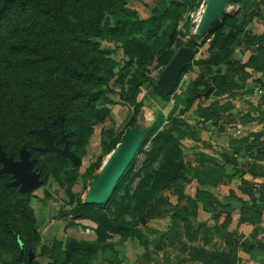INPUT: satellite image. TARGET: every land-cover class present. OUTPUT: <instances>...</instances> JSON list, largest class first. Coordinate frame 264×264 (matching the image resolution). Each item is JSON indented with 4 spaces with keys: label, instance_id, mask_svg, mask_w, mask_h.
I'll list each match as a JSON object with an SVG mask.
<instances>
[{
    "label": "rangeland",
    "instance_id": "374dc122",
    "mask_svg": "<svg viewBox=\"0 0 264 264\" xmlns=\"http://www.w3.org/2000/svg\"><path fill=\"white\" fill-rule=\"evenodd\" d=\"M204 1L78 0L76 2L75 0L71 2L68 16L73 27L82 23L88 30L95 27L104 29L103 38L99 39L100 53L95 57H102L103 61H108L109 66L106 71L101 72L105 80L102 79L89 86L90 91L102 90L104 93L90 107L91 109L87 108L82 111L79 117L69 125L72 130L70 138L74 142L71 146L80 154V163L72 166L69 161H64L55 155L38 154L37 162L42 169L41 185L29 192L19 193L14 198L11 196L12 193L5 194L10 199L5 196L6 199L3 200L0 197L2 199L0 205V264H62L61 259L67 238L90 242L95 240V234L92 231L94 224L87 219L75 218L70 211L78 201L81 202L93 175L112 149H109V146L119 140L128 127L127 121L134 106L138 108L134 125L137 128L147 127L156 120L158 130L170 131L172 141L176 143L178 150L177 157L176 151L174 152L172 148V141L166 143L158 158L150 165V171L160 168L170 169L176 159L182 161L183 158L199 157L198 160L205 161L206 159L201 157L206 153L198 151V146L184 145L181 132L192 140L193 136H197L199 137L197 140L206 143L203 137L207 135L209 128L217 126V128L224 129L229 123V103L231 109L238 113H242L244 107L248 110L254 109L255 105L247 102L245 98L249 93L248 89L252 88L246 87L244 90L234 91L231 86L233 83H241L249 78L246 70L232 69L224 62L216 65L194 64L195 60L204 59L211 54L222 61L227 59L239 62L241 60L239 52H241L242 40L240 38L244 34L245 17L250 14L252 2L250 0H241L239 3L228 2L224 8L226 14L223 18L227 15L235 16L237 27L234 29L228 26L222 32L226 35L220 37L209 36L208 32L207 37L200 42L199 38L192 37L194 36L192 30L201 13ZM116 5L134 11L139 18H145L151 11H158L163 7L168 10L167 19L158 27V34L154 37L156 39L152 48L155 53L149 62H142L134 55L130 57L123 52L117 40L118 31L114 27L111 14L112 10L119 12ZM223 18L218 20L219 23L223 21ZM133 35L144 37L141 33ZM159 39L166 42V45H159L157 43ZM235 41L236 43L240 41V43L236 45ZM183 45L191 46L193 58L187 70L179 76L173 91L170 94L160 95L153 88L156 76L165 64L168 55L173 54L177 47ZM67 51L70 52V50ZM3 56L5 55L0 54V76H2L0 90L9 93L24 91L25 83L19 78L20 73H31L36 77L46 79L48 74L53 76V69L50 68L47 71L46 67H52V65L57 67L58 64L53 60L46 62L40 55L34 54H22L17 59L8 61ZM145 76L147 79L138 86L137 91L128 100H124L122 97L127 93L129 84L136 78ZM208 86L212 88L210 93L194 98L195 92H202ZM27 91L30 92L27 97L33 100L32 104L37 99H41L36 91ZM229 95L232 96V101H229ZM218 97H221L219 98L221 111L213 110L212 113H207V110L203 111L204 107L201 104L205 106L209 101L218 99ZM52 105L56 103L41 100L40 105L33 107V110L28 113V118L32 123H36L38 118L49 116ZM242 118L241 115L238 119L242 120ZM8 124L3 134L7 149H14L15 145L21 141L36 142L35 138L26 135L18 127L8 126ZM148 147L149 142L144 145L143 150ZM143 150L136 153L132 170L117 191L115 202L110 203L106 208L111 218L133 223L139 230L140 227L145 226L146 222H149L148 220L155 219L148 218L146 221L138 222L140 210L148 206L149 199L161 197L176 206H179V202L182 201L177 198L178 189H175L178 180L174 181V187L167 186L163 180L156 181L152 185V180H149L142 189L147 192L148 196L144 206H139V202H136L134 198L128 201L125 194L129 196L134 192L143 174ZM95 163L99 164L98 167L90 170ZM186 163L191 165L190 162ZM136 172L139 173L138 177L134 176ZM193 174V167L187 166L184 172L185 177L189 178ZM172 176H166L165 179H170ZM5 179L6 177H2L0 183ZM165 207L166 205H160L159 210ZM167 212L165 216L159 218L168 217L169 214L174 213L173 209H168ZM219 216L216 221L220 220ZM194 220L195 218L189 219V216L187 219L179 217L175 220V224H170L172 230L166 235L167 237L156 238L159 245L165 242L169 246L165 250L161 264H226L223 260L231 254V251H226L227 247L221 245L222 239L225 238L224 230H222L224 227H216L212 222L208 224L209 220H207L204 223L209 226H206V230H202L196 237L192 234ZM74 222L77 224L73 225ZM8 229L14 236L8 232ZM113 237L118 239L116 242H121V249H118L119 243L114 244L115 257L122 261L125 256L130 258V249L122 244L129 237L113 235L106 241L110 247L96 251L94 257L89 259V264H103L105 262L103 257L113 256L114 248L110 241ZM35 238L36 241H34ZM27 244H30L29 249L26 248ZM28 250L33 254L31 259H28Z\"/></svg>",
    "mask_w": 264,
    "mask_h": 264
},
{
    "label": "trees",
    "instance_id": "16d2710c",
    "mask_svg": "<svg viewBox=\"0 0 264 264\" xmlns=\"http://www.w3.org/2000/svg\"><path fill=\"white\" fill-rule=\"evenodd\" d=\"M73 1L75 0H0V54L5 55L3 58L8 61L15 60L22 54H34L40 55L46 62H49L48 60L58 62L57 67L54 65H52V67H46L47 71H49L50 68L53 69L54 72L52 71V75L54 77L49 76L48 74V77L43 79L36 77L31 73H20L19 78L23 79L25 83L23 86L24 91L9 93L0 90V118H4V120H0V123L4 122L3 124H0V148L7 156L10 155L12 159H16L19 149L21 146H24V148L29 151V158L34 159L33 167L40 171V179L42 169L37 162L38 154H52L64 161L68 160L54 152L38 151L37 147L42 145L41 139L36 135L29 133L28 130L47 125L48 130L52 135L53 145L56 147H62L64 140L61 137L58 127L51 124V120L58 114H63L62 131L65 140L67 141L68 148L75 155L79 156L80 154L71 146L74 142H72V139L70 138L72 130L69 125L79 117V114L82 111L90 108L95 101L101 98L104 93L102 90H89V86L98 83L102 79L105 80L101 72L102 70L106 71L109 66L108 61H103L102 57H95L100 53L99 39L103 38L102 33L104 29L95 27L88 30L85 24L82 23L79 24L80 27H73L70 24V17L68 16L69 6ZM77 1L78 0H76V2ZM228 2L239 3L241 0H229ZM116 8L119 12L112 10L111 14L113 15L114 27L118 31L117 40L120 42L123 52L130 57L134 55L137 60L142 62H149L155 53L152 48L155 44L153 42L156 39L154 37L158 34V27H160V25H162L167 19L168 10L166 7H163L158 11H151L145 18H139L134 11H130L117 5ZM236 23L235 16L233 17L231 15L225 16L221 23L216 20L209 28V36L220 37L221 35H226V33L222 34L223 30L228 26L231 28L234 27L235 29L237 27ZM139 33L144 35V37L140 38L133 35ZM192 37L196 38L195 36ZM157 43L159 45H166V42L161 41L160 39ZM183 46L191 47L190 45ZM67 50H70V52ZM54 55H56V57H54ZM172 55L173 54L168 55L167 60L164 62L165 64ZM223 62L230 68L240 71L244 70V67L246 66L245 63L227 59L222 61L212 54L204 59L195 60L194 64L216 65ZM189 64L181 73L187 70ZM248 64L249 63H247V65ZM1 78L2 76H0V79ZM178 78L175 82L174 88ZM146 79L147 77L145 76L144 78L139 77L132 81L129 84L127 93H125L122 98L128 100L130 96L137 91L138 86ZM153 88L158 94H164L155 83ZM27 90L36 91L41 99H37L32 104L33 100L30 97H27L30 94ZM202 92H195L194 98H197L195 96L196 93ZM44 99L52 102L54 101L56 105H52L49 116L38 118L36 123H32L30 118H28V113L33 110V107L39 106L40 101ZM211 107L210 104L207 108L202 109L203 111L207 110V113H212L214 111L218 112L216 107H214V109H211ZM218 108L221 109V107ZM137 111L138 108L134 106L132 114L127 121L128 126L134 125ZM6 124H8V126L13 127L14 125L15 127H18L26 135L35 138L36 142L21 141L15 145L16 147L14 149H7L3 140V134L7 130ZM147 129L148 131L146 135L138 146V151L143 150L144 145L149 142L148 149L142 151L144 154L142 162L143 174L139 178L134 192L129 196L125 194L126 197H128V201L129 199L134 198L136 202H139V206H144L147 201L146 197L148 196L146 195L147 192L142 189L149 180H152V185L156 183V181L163 180L169 187H174V181H189L191 178L196 179L200 185L214 184L217 177L222 174V171L219 170L218 167L211 166L209 168H197L189 163L181 161L180 159H176V162L170 169L160 168L156 171H150V165L155 162L161 149L164 148L166 143L172 141L173 137L169 130H158L156 120L151 122L147 126ZM119 140H116L111 146H109V149L113 148ZM172 143V148L174 152L176 151V156L178 157L176 143L173 141ZM133 160L134 159L129 162L125 172L116 182V186L106 204L87 205L78 201L77 205L72 208L70 212L73 213L75 218L87 219L94 224L92 231L95 234V240L90 242L67 238L66 246L63 249V257L61 259L62 264H89V259L94 257L96 251L102 250L105 247H110V244L106 241L113 235L129 238L135 237L140 240L141 244H146V237L136 228L135 224L128 223V221L118 218H111L107 214L106 209L110 203L115 202L114 199L117 195V191L122 186L127 174L132 170ZM98 165V163H95V165L90 167V170L97 168ZM187 166L193 167L194 170V174L190 175L189 178L184 175ZM138 174L139 173L136 172L134 173V176L138 177ZM169 175H173L172 178L165 179V177ZM94 176L95 174L93 177ZM2 177H6V179L0 183V197H2L3 200L6 199V197L10 199L5 194L12 193L11 196L14 198L19 192L16 187L6 186V183L10 180V175L8 173H0V179H2ZM201 197H204V194L202 192H197L195 198L200 199ZM177 198L180 200L183 196L177 193ZM2 199H0V205ZM149 200L148 206L143 210H140L141 214L138 217V222H141L140 219L146 221L148 218L165 216L168 213V209H173L174 212L168 215L170 218V224L174 223L176 219L178 220L179 217L187 219V216L193 214V212L188 209V206L193 207L195 200L190 197H186L187 206L171 205L161 197ZM160 205H166V207L159 210ZM254 217L251 216V219L253 220ZM75 224L77 223L74 222L73 225ZM204 229L206 230L205 223L198 224L196 229L193 228L192 234L195 235ZM170 230H172V226H170L167 231L159 234L158 237H167L166 235L171 232ZM8 232L13 235L11 230L8 229ZM34 241H36V238ZM29 247L30 244H27L26 248L29 249ZM115 254L116 251L113 250V256L108 255L103 257L105 260L103 264H130L115 257ZM223 261H225L226 264H233V261H229L228 255Z\"/></svg>",
    "mask_w": 264,
    "mask_h": 264
},
{
    "label": "crops",
    "instance_id": "0c3cea01",
    "mask_svg": "<svg viewBox=\"0 0 264 264\" xmlns=\"http://www.w3.org/2000/svg\"><path fill=\"white\" fill-rule=\"evenodd\" d=\"M250 1L251 11L245 17L246 25L240 38L242 45L239 52V62L246 64L244 70L249 78L231 86L234 91L252 88L248 89L249 93L245 98L255 107L253 110L244 107L242 113H238L231 109L229 103V123L224 129L217 126L209 128L207 135L203 137L206 143L197 140V136H193L192 140L182 133L184 145L198 146V151L208 154L201 157L205 161L198 160L199 157L187 158L189 160L183 158L182 161L190 162L197 168L218 167L222 174L214 184L200 185L196 179L191 178L189 181H178L175 186L178 194L183 196L179 205L187 206L186 197L195 200L193 207L188 206L193 212L189 219L195 218L194 229L207 220L208 224L212 222L216 227H224L222 230L225 238L221 245L227 247L226 251H231L228 256L233 264H264V0ZM238 43L240 41L236 45ZM231 97L229 95V101H232ZM219 98L221 97L201 106L207 108L211 104L221 111L218 108ZM241 115L243 118L239 120ZM197 192H202L204 197L196 199ZM218 215L220 220L216 221ZM251 216H255L253 220ZM148 221L144 227H140L147 239L146 244H141L136 238H127L125 243L122 242L130 249L131 254L129 259L125 256L123 262L161 264L163 261V255L169 246L165 242L159 245L155 239L169 229V217ZM200 233H196V237ZM117 240L113 237L110 243L113 248L119 243L118 249H121V242H116Z\"/></svg>",
    "mask_w": 264,
    "mask_h": 264
},
{
    "label": "water",
    "instance_id": "95a60500",
    "mask_svg": "<svg viewBox=\"0 0 264 264\" xmlns=\"http://www.w3.org/2000/svg\"><path fill=\"white\" fill-rule=\"evenodd\" d=\"M229 0H205L201 13L195 22L192 34L202 42L208 35L211 24L223 18L226 14L225 6ZM193 50L189 46L178 47L168 62L156 76L155 84L164 93L170 94L175 82L182 70L191 62ZM212 90L207 87L202 93L195 96H206ZM63 114H58L51 120V124L58 127L62 139V147H56L52 143V135L47 125L39 128L29 129L28 132L41 139L42 145L37 147L41 152H54L67 159L72 166L80 163V157L69 150L67 141L62 131ZM147 127L137 128L130 125L124 131L120 140L108 152L101 162L95 176L89 182L81 202L87 205H104L111 196L116 182L123 175L129 162L134 159L138 152V146L146 135ZM34 159L29 158V151L21 146L17 158L12 159L10 155L0 148V173H8L10 180L6 186L16 187L19 193L29 192L40 186V171L33 167ZM143 222V219H141ZM28 259L33 257L30 250L27 251Z\"/></svg>",
    "mask_w": 264,
    "mask_h": 264
}]
</instances>
